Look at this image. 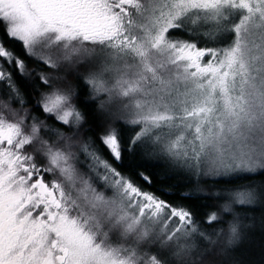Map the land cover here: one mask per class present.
<instances>
[{"label": "snow or ice", "instance_id": "6c2138e0", "mask_svg": "<svg viewBox=\"0 0 264 264\" xmlns=\"http://www.w3.org/2000/svg\"><path fill=\"white\" fill-rule=\"evenodd\" d=\"M62 72L97 103L95 136ZM14 74L35 77V98ZM145 145L213 183L264 177V0H0V264H240L264 240L239 214L264 205V183L213 192L201 222L120 170ZM221 213L226 230L202 226Z\"/></svg>", "mask_w": 264, "mask_h": 264}, {"label": "trees", "instance_id": "16d2710c", "mask_svg": "<svg viewBox=\"0 0 264 264\" xmlns=\"http://www.w3.org/2000/svg\"><path fill=\"white\" fill-rule=\"evenodd\" d=\"M10 47L26 60L29 71L38 70L42 68V65H37L34 61L24 57L23 51L18 44H10ZM201 46H204L201 45ZM61 76H66L68 85H70L74 92V103L79 110L86 116V129L81 133V137L89 134L95 136L102 131L101 124L103 120L99 119V113L97 111V103L89 98L85 87L80 80L79 76L71 73H61ZM18 85L26 96H32L35 98L37 82L34 76L29 77L27 80L14 74ZM57 86H60L61 82H56ZM43 87V86H39ZM33 114L39 116L41 119L46 117L43 113L39 112L34 105L31 106ZM46 123L53 124L51 120H46ZM57 126L58 125H54ZM114 126L119 128V125L114 122ZM91 129V132H88ZM65 131V129H62ZM130 135L128 130H125L124 139ZM105 158L110 159L105 153ZM82 159V158H81ZM135 161L134 166L128 167ZM125 167L120 168V165L115 166L127 176H129L136 184L140 185L144 190L155 193L162 199L176 204H184L187 207L193 209L196 213V217L202 222L204 214L210 210L219 208V201L216 199H208L213 192H220L223 189L232 188L237 185H243L248 183H256L258 186L264 183V177H256L254 180L248 179H236L234 177L219 178L221 182L213 183L207 178L195 177L188 171L167 166L166 162L162 160L160 155L149 149H143L139 156L129 155L126 159ZM137 173H144L152 178V183L146 184ZM233 181L232 183H226L225 181ZM242 217H248L251 219H245L244 223H256L257 226L261 222H264V205L258 206L255 211H243L239 213ZM231 217L221 213V220L212 226L202 225L209 231L224 229L228 227ZM234 259L240 264H264V240H262L259 231L256 232L248 241L241 245L240 249L234 254Z\"/></svg>", "mask_w": 264, "mask_h": 264}, {"label": "rangeland", "instance_id": "374dc122", "mask_svg": "<svg viewBox=\"0 0 264 264\" xmlns=\"http://www.w3.org/2000/svg\"><path fill=\"white\" fill-rule=\"evenodd\" d=\"M177 38L179 39H184V40H195L198 44V46H201L204 44V47H221L223 46L219 40H217L216 42H213L212 40L207 39V37H201V36H189L185 33H179ZM144 149H149L147 145H145ZM150 150V149H149ZM151 151V150H150ZM157 155H159L157 153ZM161 157V156H160ZM183 170V169H182ZM187 171V170H185ZM203 178V177H199Z\"/></svg>", "mask_w": 264, "mask_h": 264}]
</instances>
